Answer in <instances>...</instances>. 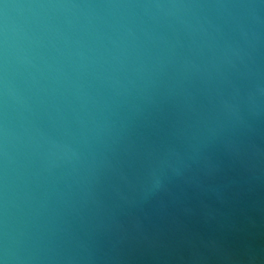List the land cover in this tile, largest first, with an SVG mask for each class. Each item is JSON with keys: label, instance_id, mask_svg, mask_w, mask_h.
<instances>
[{"label": "water", "instance_id": "1", "mask_svg": "<svg viewBox=\"0 0 264 264\" xmlns=\"http://www.w3.org/2000/svg\"><path fill=\"white\" fill-rule=\"evenodd\" d=\"M0 264H264V0H0Z\"/></svg>", "mask_w": 264, "mask_h": 264}]
</instances>
